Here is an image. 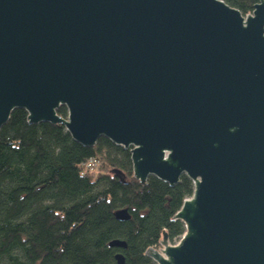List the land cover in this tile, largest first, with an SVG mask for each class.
<instances>
[{"label": "water", "instance_id": "95a60500", "mask_svg": "<svg viewBox=\"0 0 264 264\" xmlns=\"http://www.w3.org/2000/svg\"><path fill=\"white\" fill-rule=\"evenodd\" d=\"M16 109L129 150L141 185L192 182L155 264H264V0H0V129Z\"/></svg>", "mask_w": 264, "mask_h": 264}, {"label": "trees", "instance_id": "16d2710c", "mask_svg": "<svg viewBox=\"0 0 264 264\" xmlns=\"http://www.w3.org/2000/svg\"><path fill=\"white\" fill-rule=\"evenodd\" d=\"M222 1L242 15L258 2ZM90 159L98 164L86 171ZM192 191L184 175L173 187L152 176L141 185L129 150L104 137L83 147L62 125L29 124L16 109L0 129V264H117L119 253L123 264H155L146 250L163 232L170 243L183 234L173 217ZM122 209L129 218L119 221Z\"/></svg>", "mask_w": 264, "mask_h": 264}, {"label": "built area", "instance_id": "2783aa9c", "mask_svg": "<svg viewBox=\"0 0 264 264\" xmlns=\"http://www.w3.org/2000/svg\"><path fill=\"white\" fill-rule=\"evenodd\" d=\"M92 160H93V159H90L89 161H92ZM89 161H88V162H89ZM94 161H95V160H94ZM88 162L84 164V170H86V171H92L93 168H94V167H93L94 165L91 164V163H88ZM176 242H177V241H176ZM176 242H174V244H176Z\"/></svg>", "mask_w": 264, "mask_h": 264}, {"label": "rangeland", "instance_id": "374dc122", "mask_svg": "<svg viewBox=\"0 0 264 264\" xmlns=\"http://www.w3.org/2000/svg\"><path fill=\"white\" fill-rule=\"evenodd\" d=\"M88 163H91V164L94 165V166H93V167H94L93 170H95V168H96V166H97V164H98L97 160H95V161L92 160V161H89ZM176 241H177V240H176ZM176 241H174V242H176ZM174 242H173V243H170V242H169V243H170L171 245H174ZM157 248H158V247H157ZM157 248H156V249H157Z\"/></svg>", "mask_w": 264, "mask_h": 264}, {"label": "flooded vegetation", "instance_id": "af4514ba", "mask_svg": "<svg viewBox=\"0 0 264 264\" xmlns=\"http://www.w3.org/2000/svg\"><path fill=\"white\" fill-rule=\"evenodd\" d=\"M258 2H259V0H258ZM258 2H257V3H258ZM257 3H256V4H257Z\"/></svg>", "mask_w": 264, "mask_h": 264}]
</instances>
